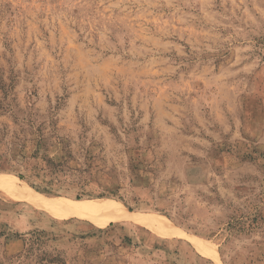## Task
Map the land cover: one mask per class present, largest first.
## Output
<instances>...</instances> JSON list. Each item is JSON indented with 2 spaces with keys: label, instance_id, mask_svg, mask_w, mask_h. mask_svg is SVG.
Listing matches in <instances>:
<instances>
[{
  "label": "rangeland",
  "instance_id": "rangeland-1",
  "mask_svg": "<svg viewBox=\"0 0 264 264\" xmlns=\"http://www.w3.org/2000/svg\"><path fill=\"white\" fill-rule=\"evenodd\" d=\"M0 167L180 232L0 192V264H264V0H0Z\"/></svg>",
  "mask_w": 264,
  "mask_h": 264
},
{
  "label": "bare ground",
  "instance_id": "bare-ground-1",
  "mask_svg": "<svg viewBox=\"0 0 264 264\" xmlns=\"http://www.w3.org/2000/svg\"><path fill=\"white\" fill-rule=\"evenodd\" d=\"M0 192L15 200L25 201L47 209L56 216L80 217L88 219L98 226H106L110 222L130 221L162 236L180 234L179 229L164 216L130 211L120 201L111 198L73 200L64 197H41L27 192L14 183L2 180H0ZM189 240L198 252L216 257L215 252L202 241L192 237Z\"/></svg>",
  "mask_w": 264,
  "mask_h": 264
},
{
  "label": "trees",
  "instance_id": "trees-1",
  "mask_svg": "<svg viewBox=\"0 0 264 264\" xmlns=\"http://www.w3.org/2000/svg\"><path fill=\"white\" fill-rule=\"evenodd\" d=\"M0 168H1V167H0ZM19 177L21 178V175H19ZM76 198H77V199H80V196L77 195Z\"/></svg>",
  "mask_w": 264,
  "mask_h": 264
}]
</instances>
